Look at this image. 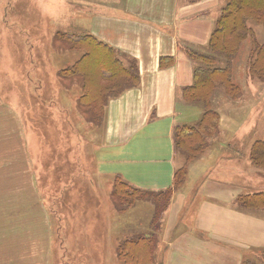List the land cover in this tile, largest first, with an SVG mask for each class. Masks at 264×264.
<instances>
[{
    "label": "rangeland",
    "instance_id": "rangeland-1",
    "mask_svg": "<svg viewBox=\"0 0 264 264\" xmlns=\"http://www.w3.org/2000/svg\"><path fill=\"white\" fill-rule=\"evenodd\" d=\"M12 1L18 4L14 19L28 81L0 91L6 105L0 116V264H118L120 242L141 235L137 230L149 234L153 206L136 202L128 207L113 200L114 177L106 173L122 170L116 155L121 147L107 144L104 121L99 123L94 111L89 116L79 106L83 79L60 78V71L70 68L82 52L56 37L82 34L76 29L79 11L90 13L87 9L94 5L120 6L122 0ZM218 1L216 20L224 5ZM249 27L254 41L242 44L231 68L238 95L232 100L217 88L212 96V110L219 116L217 133L187 166L186 182L177 193L183 200L176 220L181 230L194 224L197 191L205 179L198 171L207 155L213 156L209 167L219 160L243 158L251 166L250 187L243 192H264V174L249 159L253 143L264 141V80L247 70L253 42L264 43V29ZM9 110L13 114L4 120ZM161 127L165 129V122ZM176 160L184 162L178 155ZM242 262L264 264V250L243 252Z\"/></svg>",
    "mask_w": 264,
    "mask_h": 264
},
{
    "label": "crops",
    "instance_id": "crops-1",
    "mask_svg": "<svg viewBox=\"0 0 264 264\" xmlns=\"http://www.w3.org/2000/svg\"><path fill=\"white\" fill-rule=\"evenodd\" d=\"M219 5L218 0L182 4L180 0H122L120 6L94 5L87 9L90 13L75 15L79 33L135 60L139 73L138 87L110 101L105 109L104 140L121 147L116 155L123 164L122 170L107 175L130 187L149 186L148 190L132 187L140 191L157 193L172 187L174 173L183 164L176 160L173 131L195 125L203 114L199 106L180 101L182 91L193 84L195 65L188 54L207 48ZM17 8L12 0H0V91L28 81L15 26ZM161 59H172V64L160 69ZM3 106L0 96V116ZM9 111L4 120L13 114ZM212 157L207 155L198 171L205 179L197 191L200 200L192 228L178 227L183 200L177 194L180 190L172 194L161 220L156 264H243V252L264 250V210H242L236 204L241 195L264 193L243 192V187H250V163L229 158L209 167ZM2 185L0 178V194Z\"/></svg>",
    "mask_w": 264,
    "mask_h": 264
},
{
    "label": "trees",
    "instance_id": "trees-1",
    "mask_svg": "<svg viewBox=\"0 0 264 264\" xmlns=\"http://www.w3.org/2000/svg\"><path fill=\"white\" fill-rule=\"evenodd\" d=\"M220 1L224 5L215 21L207 48L203 53L191 51L188 54L195 65L193 84L182 91V99L186 104L201 106L203 114L195 125L176 127L173 131L175 156L183 157L184 162L174 173L172 187L154 193L135 190L119 177L113 181V200L128 207L136 202H150L153 206L149 234L144 233L120 242L116 249L118 264H155L161 220L171 196L183 186L187 166L206 150L207 140L217 133L219 116L212 110L211 98L217 88H222L230 99L236 98L238 88L231 77L232 62L242 44L253 38L249 25L264 29V0ZM56 38L82 52L80 59L70 68L60 71L59 75L61 79L75 76L83 79L84 93L78 102L79 106L89 116L94 111L98 117L96 120L102 123L108 101L138 87L139 73L135 60L89 35L69 38L66 34L58 33ZM171 64L172 59H161L159 68L164 69ZM247 70L252 77L264 80V43L259 45L253 42ZM103 99L105 102H102ZM249 159L251 165L264 174V141L253 143ZM236 204L242 210H264V193L241 195L237 197Z\"/></svg>",
    "mask_w": 264,
    "mask_h": 264
}]
</instances>
